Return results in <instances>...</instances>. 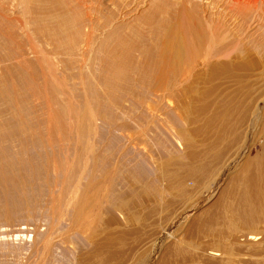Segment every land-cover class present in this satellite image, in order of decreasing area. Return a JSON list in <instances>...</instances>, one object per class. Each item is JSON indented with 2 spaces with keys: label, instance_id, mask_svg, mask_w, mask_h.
<instances>
[{
  "label": "rangeland",
  "instance_id": "obj_1",
  "mask_svg": "<svg viewBox=\"0 0 264 264\" xmlns=\"http://www.w3.org/2000/svg\"><path fill=\"white\" fill-rule=\"evenodd\" d=\"M145 1L140 15L158 0ZM248 1L239 6L241 10L251 3L253 7L254 1ZM13 6L14 0H0V14L8 17ZM139 14L133 17L127 11L131 20L128 17L113 33L84 38V50L76 58L48 47L0 51V145L10 146L17 161L35 163L32 158L37 155L36 159L48 155L57 160L51 164L45 160L43 173L32 181L19 167L7 174L0 171V264H31L35 256L48 264L52 260L51 264H222L227 259L264 264V212L232 227L222 219L225 209L230 208L231 215L234 203L238 217L243 216L238 192L263 168L264 30L259 23L248 22L246 36L227 39L223 50L206 51L210 58L203 67L194 65L189 82L167 84L169 102L161 107L150 104L156 100L151 78L160 71L158 57L167 50L164 42L172 38L164 39L158 18L141 19ZM135 16L141 21L123 31ZM140 27L151 34L131 35ZM3 31L0 25L4 33L0 47L3 38L27 47V39L18 37V32ZM189 45L186 49L191 52L184 60L192 63L204 51ZM83 52L91 69L79 72L77 57ZM154 107L172 122L173 133L167 122L163 129L165 120L152 111ZM79 124L84 127L81 133ZM130 136L148 143L129 142ZM147 150L155 161L150 152L147 157ZM60 196L65 205L52 206L51 200ZM78 211L90 213L89 230L87 226L74 231L71 244L63 245L71 217ZM43 236L48 239L47 250L40 245ZM183 245H190L189 253ZM180 249H185L183 254Z\"/></svg>",
  "mask_w": 264,
  "mask_h": 264
},
{
  "label": "bare ground",
  "instance_id": "obj_2",
  "mask_svg": "<svg viewBox=\"0 0 264 264\" xmlns=\"http://www.w3.org/2000/svg\"><path fill=\"white\" fill-rule=\"evenodd\" d=\"M246 1L247 0H158L156 5L153 3L155 5L154 7L150 6L148 13H144V14L142 13L140 15L139 12L141 11V6L147 5L145 0L142 3L143 5L140 4L141 2L138 3L137 0H14V6H13L14 10H13L12 14H10L8 17L7 16L3 17V14H0V25L2 26V28H5V31H3V32L15 30L16 32H18V37H20L22 39L26 38L27 44H25V45L29 48L26 49L27 48L26 47L25 49H22L20 46H24V44L22 45L21 43H16L17 41H14L13 38L12 39L11 38L10 39L9 38H3L5 43H4V45H2L0 47V51H32V52L33 51H46V49H47L46 47H48V49L51 51H61V52H59L60 54H58V55L65 54V55L69 56V58H74L79 53V51L82 52V50H84L82 48V46L84 44V40H83L84 38H90V37H93L97 34L99 35L100 33L101 34L113 33V31L117 28L116 27L117 25H121L123 22H125L128 19V17L130 19L131 16L127 17V15H126L127 11H128V13H131V15L133 14L132 15L133 17L135 14L136 15L139 14L140 18L143 17V19L153 16L154 17L153 19L158 18V24L160 26L159 29H160V31L162 30L163 34L166 36V38H165L162 35V33L160 32L161 35L164 37V39H167V36L168 37L170 36L172 38L171 39L172 41L170 40V38L167 39V42H168V40H170L171 42H169V43L164 42L165 47H163V48L166 49V47H167V50H166V52L164 51V53L161 52L162 54H160V56L158 57L159 63H160L159 65L161 67V68H159L160 71L156 72V76L152 77L153 79L151 78V80H154L153 82L155 83V85L152 84L154 86L153 87L154 89L152 91L154 93V97L156 100L152 101V102L150 101V104L152 105V103L154 102L153 105H158V106L163 107L164 101L169 102V99L167 100V97L169 96L170 92H167V90H168V89H166L168 86L167 84L170 83L174 87H177V83L179 81H181L182 84L184 81L187 82L189 80V77L192 75L191 70L194 68V65H197V66L205 65L206 60L210 58V54L206 51H210V53H211V51L223 50V49H221V45L223 44L224 41H226L227 39H230V38H233V39L236 38V40H237L240 36L242 37L241 34L246 30V28H248V29L251 28L250 25H248V27H246V25H247L246 23H248V22L251 23L254 21L255 23H259L258 26L261 25L262 26L261 29L264 30V0H253L254 1L253 7L251 8V6H250L252 3L248 4V8H246V10L244 9L245 11H243V10H241L240 5ZM249 1H248V3H249ZM94 4H97V5L95 6ZM249 6H250V8H249ZM242 8H244L243 5H242ZM44 9H55V10L48 12V13H40V11L44 10ZM100 15L102 17H100ZM141 19L136 18V16H135V21L131 22V23L128 22L129 24L127 23L124 26L126 28L123 31H127L128 27H130L132 29L131 25H134L133 23H137L139 20L141 21ZM153 19L151 21H153ZM139 25H141V24H139ZM147 26L148 25H146V27ZM254 27L255 26H253V29L255 30ZM141 28L142 27L131 32V35L140 37V36H143V34H145V33L147 34L148 31L150 32V33L148 32L149 35L152 32L150 29L149 30L147 29L148 27L146 28L148 31L141 29ZM256 29H258V28H256ZM250 30H252V29H250ZM250 30H249V33L251 32ZM246 32H244V33L248 34ZM244 33H243V36H246V35H244ZM3 34L4 33H0V35H3ZM261 36H263V34ZM186 37H188L189 39L185 40L184 38H186ZM126 39H128V36H126ZM228 41H230V40H228ZM114 42H116V40ZM230 42H232V41H230ZM237 42L238 41H236V43ZM239 42H238V44H240ZM188 43L190 45H191V43L195 44V47L193 49L196 48V51H201V53H202V51H204V53H203L204 55L199 57V58H196L197 60H195V61H193L194 60L193 58L188 57L190 62L193 61L192 63H189V61L185 62V60H184L186 54L188 56L189 55L188 52L190 51V50H188L189 48L186 49ZM159 45H160V43H159ZM256 45H258V44H256ZM191 46L193 47V45H191ZM193 49H192V51H193ZM186 50H188V51H186ZM260 50H262V49H260ZM65 51H70V52H65ZM157 52H155V53H157ZM196 53H198V52H196ZM249 53H251V52H249ZM263 53H264V51H263ZM85 54L86 53L83 52V53H81L80 57H77V58H79V63H81V66L84 65L82 67L80 66L77 68L79 70V72H83L85 70L90 71V69H91V68L89 69V67H90V64L88 63L89 60L87 59V56ZM194 55H196V54H194ZM214 55H215V53H214ZM212 59H213V57H212ZM77 62H78V59H77ZM161 64L163 66H161ZM209 65H210V63H209ZM183 66H186V67H183ZM200 67H203V66H200ZM243 67H246L245 64ZM91 72H93V70ZM94 78H95V76H94ZM194 81H195V79H194ZM146 82L147 81H145V83ZM147 85L149 86V84H147ZM171 95H173V94L171 93ZM151 98H153V96ZM171 98H173V97H171ZM143 101L145 102V106H146L148 103L145 100H142V102ZM155 103H157V104H155ZM121 105L122 104H120L119 106H121ZM151 105H150V108H152ZM96 106L97 105H95V108H97ZM152 111L153 112H155V111L159 112V114H160L159 107L157 109L154 107ZM97 113H99V112L97 111ZM156 114H158V113H156ZM156 114H154V115L157 116ZM160 115H159V117H163V119L165 120V122H162L163 124L167 122L166 124L171 125L172 122L169 121L168 117L166 119L165 115H163V114L161 116ZM95 117L93 114V120H96ZM98 118L99 117H97V119ZM164 125H163V129L167 127V125H165V126ZM80 127H82V129L84 128L82 124L78 125L79 129H80ZM171 127L173 128L174 126L171 125ZM167 130H169V129H166V131ZM170 130L172 131V133L174 132V128H173V130L172 129H170ZM79 131H80V133L82 132L81 129ZM144 132H145V128H144ZM176 132L177 131H175V135H176ZM179 132L182 134L181 129H179ZM165 133H167V132H165ZM143 134L148 136V134H146V132ZM170 134H171V132H170ZM177 134H178L177 136L179 138V133L177 132ZM147 136H145V137L148 138ZM177 136H175V137L177 138ZM138 137H140V136H138ZM138 137L136 138L135 141L139 144V143H141L140 142L141 139L138 142L137 141L139 139ZM132 138H133V136H132ZM132 138L130 136V138L128 140H129V142L133 143L135 141ZM134 138H135V136H134ZM182 138L183 139L186 138L185 140H187L189 137L187 138L183 135ZM179 139H181V138H179ZM163 140H165V139H163ZM143 141H145L144 143H148V142H146V139L145 140L143 139ZM187 142H189V141H187ZM138 144H137V146H138ZM143 144L141 143L139 145H143ZM129 145H130V143H129ZM144 145H146V144H144ZM161 147H163L162 144H161ZM24 149H22V151ZM167 151H169V150H167ZM23 152H25V151H23ZM149 152H150L149 155H151L152 152L150 150L146 151V155ZM61 153L62 152H60L59 154H61ZM16 155H17V153H16ZM19 155L20 154L18 153V156ZM22 155H24V154H22ZM53 155L54 154H52V156ZM149 155H147V157H149ZM46 156L47 157H45V160H47L49 162V164L54 163V161H57L56 159L49 158L51 156H48V155H46ZM36 157L34 156L32 158L35 160V161H33L35 163H29L28 161H21V160L17 161L14 159L16 157H15L14 152L12 151L10 146H1L0 145V169H1L0 171H5L4 173L7 174L9 172L10 173L13 172L16 167L17 168L19 167V168H22L23 170L26 171L27 178L32 181L34 178L38 177L37 175L40 174V172H42V170L44 168V164H46L45 160H43V159L40 160V157H39V159H36ZM150 157H151V160L153 161L155 158V155H154V157H152V155ZM29 158H31V157H29ZM24 160H26V159H24ZM166 163H169V162H166ZM261 163L263 165V168L259 169L253 175V178H252L250 185L243 188L241 193H240V191L238 192L239 194L237 193L238 194L237 198L240 201V208H241V212L243 213V216L238 217L239 209L237 206L235 207L236 204L234 203L235 208L234 207L232 208V209H234V211L231 213V215H229V213H230L229 209L230 208L228 210L225 209L226 211L224 210L225 214L222 215V219L227 221V222H224L225 225H229L232 227V226H235L236 224H238L239 222L247 221L251 218L259 216L261 214V213L259 214L260 211L264 212V151L262 154ZM49 164H47V165L49 166V169H50L51 165H49ZM96 166H97V164H96ZM158 168L160 169L161 166ZM167 168H170V167H166V169ZM154 169H157V168H155V166H154ZM162 169L165 170V167ZM67 170H69V169H67ZM109 170H111V169H109ZM160 170H158V171H160ZM169 171L170 170H168L167 172H169ZM163 172H165V171H163ZM167 172H165V173H167ZM198 173H200V172H198ZM159 174H161V173H159ZM178 174H179V172H178ZM26 175H25V177H26ZM191 175H192V177L195 176V174L194 175L191 174ZM65 176H64V178H67ZM166 177H168V176H166ZM190 177H188V175H187L186 179L187 178L189 179ZM8 178H9V176H8ZM133 179H134V176H133ZM186 179L183 176V181L182 180L181 181L185 182ZM160 180H162V178ZM64 181L68 182L65 179H64ZM177 181H178V179H177ZM179 182H180V180H179ZM182 182H181V184L183 185L184 183H182ZM175 183H177V182H175ZM169 187H170V185H169ZM95 199H93L94 202H95ZM29 200L31 201V198H29ZM64 200L65 199L63 198V196H60L59 199L55 198V199L51 200V202L53 201L51 204L53 206V204H55L56 202H60V203H63L65 205ZM229 204L230 203L228 202L227 205L229 206ZM93 206H94V204H93ZM258 208L260 210H258ZM89 214L85 213L84 211H78V212H76V214L72 215L71 220H70V225L64 233V240L62 241L63 245L71 244V242H69V240H70L69 237L73 235L74 231H79L82 228H86L87 226H88L87 230H89V226H90ZM216 219L219 220L220 218L219 219L216 218ZM216 224H218V226H220L218 222H215L214 226H216ZM213 227H211V228H213ZM213 229H215V228H213ZM213 229H211L212 232L214 231ZM79 232H82V230ZM205 233H204V235H205ZM206 235H207V233H206ZM19 236L16 235L15 239L19 238ZM27 236H25V237H27ZM210 236H211V232H210ZM1 237H2V239L4 238L3 236H1ZM21 237H22V235H21ZM44 237L45 236L41 237L42 240L40 241V245H42L41 246L42 249L44 248L47 250V247H48L47 244H49V243L47 242L48 239H45ZM188 246H190V245H188ZM188 246H187L188 250H187V248H185V245H183L182 248H185L186 251H188V253H189L190 247H188ZM185 249H183V250L185 251ZM181 250L182 249H180V252H181ZM177 251H179V250H177ZM216 251H217L216 249H213L212 252H215L217 254ZM64 252H66L65 248L61 253V256L63 258H65ZM182 254H181V258H182ZM178 256L180 257V255H178ZM178 256H177V258H179ZM35 257H39V256H35ZM35 257H34V261L31 264H48L47 263L48 261L47 262H45L46 260L42 261V259H44V258L39 259V258H35ZM60 259H62V258H60ZM51 260H52V258H51ZM139 261L140 260H138L137 263H139ZM52 262H54V261L52 260L51 263ZM51 263H49V264H51ZM140 263H142V262H140ZM144 263H145V260H144ZM171 264H173V263H171ZM175 264H180V262H177ZM207 264H210V263L207 262ZM222 264H237V263L232 261L231 259H227V260H223Z\"/></svg>",
  "mask_w": 264,
  "mask_h": 264
}]
</instances>
